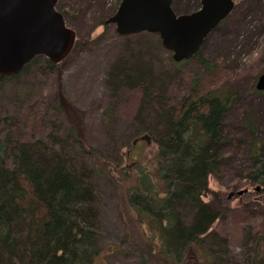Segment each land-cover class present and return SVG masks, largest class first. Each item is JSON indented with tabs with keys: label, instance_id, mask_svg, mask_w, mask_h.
<instances>
[{
	"label": "rangeland",
	"instance_id": "rangeland-1",
	"mask_svg": "<svg viewBox=\"0 0 264 264\" xmlns=\"http://www.w3.org/2000/svg\"><path fill=\"white\" fill-rule=\"evenodd\" d=\"M235 1L234 11L209 34L200 51L209 67L198 59L175 65L159 35H119L116 26L106 22L121 0H58L57 9L77 35L73 52L53 67L42 57L19 77L0 84V116L11 118L16 125L13 134L24 132L29 142L52 134L69 138L75 120L86 145L99 151L101 163L112 171L114 179L96 176L94 180L98 211L95 264H173L170 255L159 251L162 239H151L147 221L128 203L136 185L134 175L140 169L154 170L158 150L151 134L153 125L146 128L139 121L143 91L128 86L116 90L109 82L112 66L126 54V44L137 47L140 39L154 46L155 50L145 52V61L157 74H168L165 95L174 103L196 84L229 98L223 118L227 135L223 167L217 178L210 176L203 196L221 218L203 236L201 257H190L189 262L213 264L208 258L223 253L224 260L218 264H244L251 226L264 230V188L244 175L253 161L252 145L264 139V90L256 89L264 75V0ZM200 6L201 0H173L178 14ZM59 103H68L72 113L58 114ZM75 109L82 113L81 119ZM137 137L140 142L134 141ZM83 160L93 164L86 156ZM259 186L260 191L256 190ZM247 189L251 193L245 197H230ZM189 210L183 213L185 224L191 221Z\"/></svg>",
	"mask_w": 264,
	"mask_h": 264
},
{
	"label": "trees",
	"instance_id": "trees-1",
	"mask_svg": "<svg viewBox=\"0 0 264 264\" xmlns=\"http://www.w3.org/2000/svg\"><path fill=\"white\" fill-rule=\"evenodd\" d=\"M138 41L137 47L126 44V54L109 75L116 90L128 86L143 91L139 121L146 128L153 125L151 134L158 149L154 170L140 169L134 175L136 185L128 203L147 221L151 239H162L160 253L170 255L173 264H191L190 257H201L203 236L221 218L203 196L210 176L217 178L223 167L227 140L223 118L229 98L196 84L175 104L165 95L168 74H157L145 61V52L155 50L154 46L147 39ZM42 57L50 67L55 65L36 56L19 74L0 76V84L19 77ZM194 59L211 67L200 52ZM56 108L64 116L72 113L68 103ZM24 109L33 113L31 107ZM75 115L82 117L76 109ZM10 119L0 116V264H95L98 211L94 180L96 176L114 179L112 171L101 163L102 154L86 145L75 120L69 138L52 134L29 142L26 133L13 134L16 125ZM250 155L253 161L244 175L264 188V139L252 145ZM84 156L93 164L83 160ZM187 208L191 221L185 224ZM251 227L244 264H264V230ZM222 254L211 255L209 263L222 262Z\"/></svg>",
	"mask_w": 264,
	"mask_h": 264
},
{
	"label": "water",
	"instance_id": "water-1",
	"mask_svg": "<svg viewBox=\"0 0 264 264\" xmlns=\"http://www.w3.org/2000/svg\"><path fill=\"white\" fill-rule=\"evenodd\" d=\"M57 2L0 0V76L19 74L38 55L59 64L71 54L77 35L56 9ZM172 3L173 0H122L106 23L114 24L121 36L158 34L163 47L179 63L192 59L235 7L234 0H201L198 10L178 15ZM257 88L264 90V75Z\"/></svg>",
	"mask_w": 264,
	"mask_h": 264
},
{
	"label": "flooded vegetation",
	"instance_id": "flooded-vegetation-1",
	"mask_svg": "<svg viewBox=\"0 0 264 264\" xmlns=\"http://www.w3.org/2000/svg\"><path fill=\"white\" fill-rule=\"evenodd\" d=\"M204 45V44H203ZM202 48H203V46H202ZM202 50V49H201ZM261 190V189H260ZM259 190V191H260ZM249 193H251V191H250V189H247V191L244 193V194H242V196H244L245 197V195H247V194H249ZM257 193V192H256ZM258 193H260V192H258ZM238 197H240V195H238V193H236L234 196H232V198H238Z\"/></svg>",
	"mask_w": 264,
	"mask_h": 264
}]
</instances>
